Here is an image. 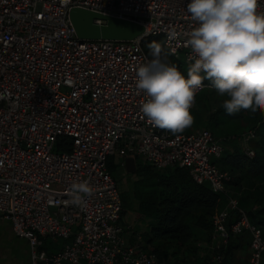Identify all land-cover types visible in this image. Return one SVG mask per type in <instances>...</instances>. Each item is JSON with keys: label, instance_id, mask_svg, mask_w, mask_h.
Returning a JSON list of instances; mask_svg holds the SVG:
<instances>
[{"label": "built area", "instance_id": "built-area-1", "mask_svg": "<svg viewBox=\"0 0 264 264\" xmlns=\"http://www.w3.org/2000/svg\"><path fill=\"white\" fill-rule=\"evenodd\" d=\"M189 2L0 0V216L13 235L27 241L29 264L154 263L151 252L129 240V225L119 223L121 199L106 171L107 156L115 152L139 155L156 169L184 167L194 182L226 193L228 174L209 161L221 153L219 139L198 127L173 135L141 113L145 93L135 87L134 69L150 60L144 37L80 40L68 19V10L77 7L138 22L188 67V33L197 26L186 10ZM257 3L264 12V0ZM252 137L248 130L240 140ZM58 138H65L56 143L68 144L67 151L51 150ZM244 153L253 156L249 147ZM81 181L92 186L93 195L78 207L66 193ZM235 208V198L227 197L226 208L210 218L212 261L221 258L228 211ZM229 230L248 234V264H264L261 230L244 212L238 210ZM47 236L70 242L56 252H36L39 237Z\"/></svg>", "mask_w": 264, "mask_h": 264}, {"label": "trees", "instance_id": "trees-1", "mask_svg": "<svg viewBox=\"0 0 264 264\" xmlns=\"http://www.w3.org/2000/svg\"><path fill=\"white\" fill-rule=\"evenodd\" d=\"M153 42L164 49L166 62L174 64L187 78V66L182 58L169 54L158 36L142 39L143 46ZM143 49L151 59L149 49L146 46ZM217 94L216 108L209 111L203 106L190 113L194 125L204 122V128L219 138L220 143L226 144L221 146L219 168L229 176L226 185L230 194L213 192L206 182H194L184 167L156 169L146 163H135L133 159L134 172L124 173L134 178L130 190H118L120 216L126 210L135 214L138 225L131 231L129 240L138 241L143 250L151 252L153 264H232L236 253L245 249L249 242L246 232L232 234L229 230L230 224L237 219L238 210L245 213L250 224L259 227L264 238V113H253L249 109L228 115L222 108L227 97ZM222 124L231 125L221 130ZM212 128H217V132H212ZM248 130L253 131V137L249 139L253 151L251 157L242 152L239 144L241 134ZM60 141L66 140L60 138ZM57 150L67 151L68 144H60ZM227 197L235 198L236 208L228 213V238L220 250L221 258L212 261L210 218L225 207ZM201 242L209 245L208 248L201 247Z\"/></svg>", "mask_w": 264, "mask_h": 264}, {"label": "clouds", "instance_id": "clouds-1", "mask_svg": "<svg viewBox=\"0 0 264 264\" xmlns=\"http://www.w3.org/2000/svg\"><path fill=\"white\" fill-rule=\"evenodd\" d=\"M257 8V0H190L186 10L197 26L188 33L187 78L166 62L159 43L147 45L152 58L134 71L135 87L145 93L140 111L151 126L173 135L191 127L190 108L205 80L227 97L222 108L228 115L249 109L264 113V12ZM66 194L79 207L93 188L81 181Z\"/></svg>", "mask_w": 264, "mask_h": 264}, {"label": "rangeland", "instance_id": "rangeland-1", "mask_svg": "<svg viewBox=\"0 0 264 264\" xmlns=\"http://www.w3.org/2000/svg\"><path fill=\"white\" fill-rule=\"evenodd\" d=\"M148 49L147 45H144L143 48ZM204 87L201 88L199 91L196 92V97L194 99V105L191 106L190 111L194 110L195 108H199V107H205L207 110L209 109V111L213 110L214 108L217 107V91L216 92H212L210 85V81L205 80L204 81ZM219 96V95H218ZM205 114H206V110H205ZM231 125V124H230ZM229 124H222L220 126L221 130L227 129L228 126H230ZM195 126H197L198 128H204L205 123L203 122L200 125H194L192 123L191 127L187 128L184 132H188L191 129L195 128ZM183 132V133H184ZM212 132L216 133L217 132V128H212ZM217 136V135H215ZM215 139H219L217 137H215ZM60 141V138L57 139V141H55V143L52 145L51 150L54 151H61V150H57V143ZM240 147L242 152L244 153V150L249 147L250 148V143L249 141H239ZM252 144V143H251ZM221 146L226 145L224 142L220 143ZM245 154V153H244ZM127 157H132L134 159L135 163H145L142 159L141 156L136 155V154H132V155H128ZM209 161L211 163H213L218 169H220V157L217 156H209ZM122 163H124V157L120 156L118 152H115L111 155L107 156L106 159V168H107V172L110 174L111 177L114 178L116 186L118 188V190H122V189H127L130 190V186H131V181L133 180L134 176L128 175V174H124L125 170L122 169L124 168ZM148 164V163H146ZM226 192H228L230 194V190L229 187L226 185L225 188ZM224 194V193H223ZM225 195V194H224ZM226 204H227V198H225L224 201V208H226ZM221 209V210H222ZM231 210H229L228 212H230ZM119 223L121 225H129L130 230L135 231L134 228L138 225L136 218H135V214L130 211V210H126L125 213L121 214L120 216V220ZM77 228L73 227L72 230H75ZM10 223L9 221H7L6 219L2 218L0 216V264H11L16 258L20 259L21 262H24L25 260V264H29L30 262V253H29V246L28 249L26 251V255H23V252L19 253V254H14V249L12 250L11 245L9 243L8 238L11 236L12 232L10 231ZM39 240H41L42 242V246H35V251L38 252L40 249L45 250L46 253H52V252H56L59 249L63 248V246L65 244H68L70 242V239H64V238H60V237H54L53 239L49 236L47 237H39ZM201 247H205L208 248L209 245L207 244H203L202 242L200 243ZM13 253V254H12ZM236 257L233 258V263L232 264H248V246L243 249L240 250L236 253ZM62 264H70V262L68 261H63ZM80 264H86L85 261H80Z\"/></svg>", "mask_w": 264, "mask_h": 264}, {"label": "water", "instance_id": "water-1", "mask_svg": "<svg viewBox=\"0 0 264 264\" xmlns=\"http://www.w3.org/2000/svg\"><path fill=\"white\" fill-rule=\"evenodd\" d=\"M68 19L78 39L91 40H130L138 36L146 37L141 24L110 15H103L89 10L72 7L68 10ZM94 19L103 23H94ZM123 167L125 172L135 170L132 157H125Z\"/></svg>", "mask_w": 264, "mask_h": 264}, {"label": "crops", "instance_id": "crops-1", "mask_svg": "<svg viewBox=\"0 0 264 264\" xmlns=\"http://www.w3.org/2000/svg\"><path fill=\"white\" fill-rule=\"evenodd\" d=\"M11 231V230H10ZM128 237H130V235H128ZM9 243L11 245V249H14V254H19L21 252H23V255H26V251L28 249V244L27 241L23 238H19L16 237L15 235H13V233L11 234V236L8 238ZM13 254V253H12ZM11 264H25V260L24 262H21L20 259H15Z\"/></svg>", "mask_w": 264, "mask_h": 264}]
</instances>
